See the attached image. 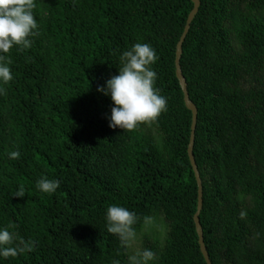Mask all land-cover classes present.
Returning <instances> with one entry per match:
<instances>
[{"label": "trees", "instance_id": "16d2710c", "mask_svg": "<svg viewBox=\"0 0 264 264\" xmlns=\"http://www.w3.org/2000/svg\"><path fill=\"white\" fill-rule=\"evenodd\" d=\"M35 3L38 34L10 51L13 79L0 85V227L36 244L0 264H126L106 231L111 204L163 218L164 240L147 235L141 246L156 264H207L194 222L192 113L175 66L192 1ZM200 3L180 66L198 112L204 244L212 264H264V0ZM138 42L156 51L166 110L131 131L110 128L113 104L97 89ZM42 175L60 182L54 193L36 188ZM20 185L24 198L13 196Z\"/></svg>", "mask_w": 264, "mask_h": 264}, {"label": "clouds", "instance_id": "9594fccd", "mask_svg": "<svg viewBox=\"0 0 264 264\" xmlns=\"http://www.w3.org/2000/svg\"><path fill=\"white\" fill-rule=\"evenodd\" d=\"M35 7V0H0V85L13 79L10 51L14 47L17 50L30 48L31 38L38 34L37 20L33 15ZM119 60L118 74L106 80L105 86L97 91L112 101L109 127L131 131L140 124L156 120L166 110V98L154 87L157 74L151 66L158 56L150 44H132L122 52ZM7 155L13 160L20 158L19 151H10ZM59 184L58 180L42 175L36 181V188L42 193L52 194ZM13 196L24 198V186L20 185ZM240 215L243 218L245 213ZM104 218L107 233L117 237L125 250L126 264H156L157 256L153 250L136 246L141 231L156 227L153 216L140 217L124 206L111 204L106 208ZM9 227H0V260L32 252L36 244L33 240L17 238ZM110 264H121V261L112 259Z\"/></svg>", "mask_w": 264, "mask_h": 264}, {"label": "water", "instance_id": "95a60500", "mask_svg": "<svg viewBox=\"0 0 264 264\" xmlns=\"http://www.w3.org/2000/svg\"><path fill=\"white\" fill-rule=\"evenodd\" d=\"M191 1L193 3V9L188 16V19L186 21V25L184 28V32H183V34L180 38V41L177 45L175 66H176V77L179 81V84L181 86V89H182V92L184 95L185 105L188 108V110L192 113L191 136H190V142H189V147H188V156H189V160H190L191 166L193 168V171L195 173V178H196L197 185H198V207H197V213L194 216V222H195L196 231H197L198 238H199L200 249H201V252L204 256V259H205L207 264H212L210 261L207 249H206L205 244H204L203 229H202L201 224H200V218L199 217H200V213H201V210L203 207V187H202V181L200 178V174H199V171H198V168H197L194 156H193V147H194V141H195V129H196V124H197L198 112H197V108L191 102V100L189 98L187 83H186V80L182 74V70H181V66H180V60H181L182 53H183L184 40H185L187 34L189 33L191 23L193 22L194 18L198 14V11H199V8L201 5L200 0H191Z\"/></svg>", "mask_w": 264, "mask_h": 264}, {"label": "rangeland", "instance_id": "374dc122", "mask_svg": "<svg viewBox=\"0 0 264 264\" xmlns=\"http://www.w3.org/2000/svg\"><path fill=\"white\" fill-rule=\"evenodd\" d=\"M166 225L164 223V220L162 217L156 219V227L149 231H141L138 235V240L136 246L138 248H141L142 242H143V237L145 236H150L152 239H159L161 242L164 240L166 237Z\"/></svg>", "mask_w": 264, "mask_h": 264}]
</instances>
